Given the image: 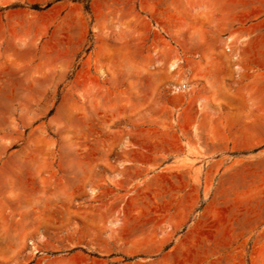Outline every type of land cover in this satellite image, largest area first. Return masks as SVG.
<instances>
[{"label": "rangeland", "instance_id": "1", "mask_svg": "<svg viewBox=\"0 0 264 264\" xmlns=\"http://www.w3.org/2000/svg\"><path fill=\"white\" fill-rule=\"evenodd\" d=\"M0 264H264V0H0Z\"/></svg>", "mask_w": 264, "mask_h": 264}]
</instances>
